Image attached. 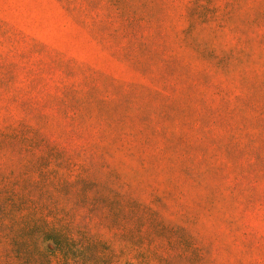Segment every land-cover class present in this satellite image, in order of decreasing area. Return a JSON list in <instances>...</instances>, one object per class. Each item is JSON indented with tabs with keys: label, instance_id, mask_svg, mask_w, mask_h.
Wrapping results in <instances>:
<instances>
[{
	"label": "rangeland",
	"instance_id": "374dc122",
	"mask_svg": "<svg viewBox=\"0 0 264 264\" xmlns=\"http://www.w3.org/2000/svg\"><path fill=\"white\" fill-rule=\"evenodd\" d=\"M0 264H264V0H0Z\"/></svg>",
	"mask_w": 264,
	"mask_h": 264
}]
</instances>
